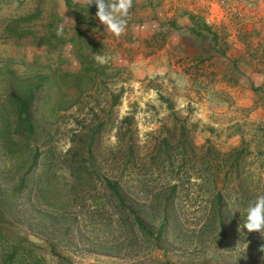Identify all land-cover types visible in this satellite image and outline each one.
Returning <instances> with one entry per match:
<instances>
[{
  "label": "rangeland",
  "instance_id": "obj_1",
  "mask_svg": "<svg viewBox=\"0 0 264 264\" xmlns=\"http://www.w3.org/2000/svg\"><path fill=\"white\" fill-rule=\"evenodd\" d=\"M90 1L70 3L78 7ZM209 1L228 14L220 31L247 24L248 0ZM151 5V0H107L111 27H93L89 34L104 43L105 55L96 61L107 64L106 76L97 74L81 91L62 84L59 102L55 94L47 97L41 91L33 108L36 133L28 145L10 151L0 140V199L6 200L0 207L2 223L7 231L37 238L55 252L45 258L44 251L24 239L6 242L2 237L0 258L14 247L33 255L20 264H264V114L256 109L262 94L257 93L255 104L239 106L235 98L242 90L221 60L193 63V74L181 76L155 36L150 43L130 36L132 26L153 13L148 12ZM37 6L41 15L34 26L52 16L71 17L64 0L0 4L2 100L9 69L23 81L37 72L80 68L70 45L48 50L5 36L9 18ZM206 44L190 47L206 58L213 50ZM116 94L119 100L112 104ZM126 115L131 118L118 138ZM35 150L40 155L36 166L20 164ZM20 174H25V187L11 196ZM106 178L123 187V201ZM173 183L177 186L167 200ZM131 210L152 235L139 231ZM161 223L164 232L158 240L154 234Z\"/></svg>",
  "mask_w": 264,
  "mask_h": 264
},
{
  "label": "trees",
  "instance_id": "obj_2",
  "mask_svg": "<svg viewBox=\"0 0 264 264\" xmlns=\"http://www.w3.org/2000/svg\"><path fill=\"white\" fill-rule=\"evenodd\" d=\"M4 1L6 0H0V4ZM64 5L71 11V17L67 18L65 15L52 16L48 21L34 26L33 24L38 21L37 18L41 15V9L37 6L36 9L31 12L9 18L5 24V36L16 42L24 41L28 44L44 46L48 50H57L63 48L65 45H70L71 52L74 53L80 64V68L76 72L61 71L59 74L53 72H37L29 78L26 77L23 81L19 80V77L12 69L5 71V74L9 75V83L5 98H3V100L0 99V140L6 150L13 151L16 149V146H18V149L23 150L25 146L28 145L29 138L36 133L37 125L33 119V108L41 91L47 92V97H51L55 94V99L59 102L62 99L60 94L62 84L68 87H75L77 91H81V85L84 82H92L97 74L100 73L106 76L105 68L107 64L96 61V57L105 55L104 43L89 35L93 27H100L96 22V18L107 13L106 0H92L78 7L72 6L70 0H64ZM189 18L192 22V25L187 27L189 32L195 35L201 42L207 41L210 47L212 46V48H215L214 46L217 42L216 35L210 30L209 25L193 14H189ZM166 23L176 30L180 28L175 27V22L173 20L169 19ZM207 33H212V36L209 38L206 36ZM203 60L204 58H201L198 61L202 62ZM161 98L163 97L161 96ZM118 100L119 94L112 95V104H116ZM165 101L171 113L175 114L172 102L169 99ZM58 106H61L60 103H58ZM130 118V116L126 115L121 120V124L117 129L118 138L122 134L125 135V131H122L123 124L125 120H130ZM182 128L181 135L184 136L183 125ZM99 130L100 128L98 127L96 133H98ZM94 134L91 137H93ZM164 142H167V138L164 139ZM39 156V152L35 150L30 158L19 159L21 161L20 164H24L28 161L27 164L29 168H33L37 165ZM239 157L240 156L237 154L231 159V167L236 165ZM44 171L46 172L47 170L44 169ZM45 172H43V174ZM24 176L25 174H20L18 183L12 189L11 196L17 194L21 188L25 187ZM105 183L120 201H123L125 195L123 187L119 185V182L116 179L106 178ZM176 186L175 183L170 186L172 192H169L167 200L171 198ZM217 198L218 200L222 199L221 195H218ZM1 206H6V200L0 199V207ZM2 214L3 212L0 213V239L4 237V239H7L6 242L11 239H24L29 242V244L36 245L40 252L44 251L45 258L55 253L52 246L45 244V242L37 238L29 237L28 235L22 237L20 232L7 231L5 225L2 223ZM131 215L133 217V222L140 232L151 234L152 231L150 230V226L146 224L145 220L141 218L135 210H131ZM223 227L224 224L222 222L221 230H223ZM163 232L164 224L161 223L154 235L160 240ZM8 250V253L1 256L0 264H20L23 263L21 258H33L32 254L19 253V250L14 247ZM34 264L39 263L36 261ZM46 264H51V262L48 261Z\"/></svg>",
  "mask_w": 264,
  "mask_h": 264
},
{
  "label": "crops",
  "instance_id": "obj_3",
  "mask_svg": "<svg viewBox=\"0 0 264 264\" xmlns=\"http://www.w3.org/2000/svg\"><path fill=\"white\" fill-rule=\"evenodd\" d=\"M151 1L152 7L148 8V12L153 13L150 14L149 18H144L142 25H133L132 29L134 31L131 30L128 34L133 38L138 37L144 41L147 38L146 42L148 43L155 36L162 52L165 53L166 59L170 58L173 63L177 62L175 67L178 68V74L181 76L190 77L193 74L194 65L193 68H189V66L193 63H199L198 60L201 58H204L203 63L207 59H210V62L216 59L221 60L224 63V72L231 70L233 76L231 80L236 82L238 91L242 90V93L235 98L236 104L245 107L251 106L255 104L257 93L262 94V104L258 102L256 109L260 114H264V0H248L252 7L248 14L247 24L235 27L232 24L223 26V34L218 25L221 24L224 18H228V14L225 10L219 9L216 3L209 0ZM106 11V14L96 18V22L102 28L111 27L112 25V17H110L107 6ZM189 14H193L207 23L210 30L216 35L215 48L210 47V44L204 41L208 44L209 49H213L206 58L202 55H200L201 57L196 56L198 48L190 47V45L200 47L202 42L187 29L192 25ZM169 19L175 22V27H180L179 30L171 28L166 23ZM228 22L229 19L226 23ZM237 27L238 29H235ZM227 28H233L230 31L231 33L225 31ZM206 36L210 38L212 33H207ZM234 73L236 74L234 75ZM243 93L247 95H243Z\"/></svg>",
  "mask_w": 264,
  "mask_h": 264
},
{
  "label": "built area",
  "instance_id": "obj_4",
  "mask_svg": "<svg viewBox=\"0 0 264 264\" xmlns=\"http://www.w3.org/2000/svg\"><path fill=\"white\" fill-rule=\"evenodd\" d=\"M224 2V0H220V3H223Z\"/></svg>",
  "mask_w": 264,
  "mask_h": 264
}]
</instances>
